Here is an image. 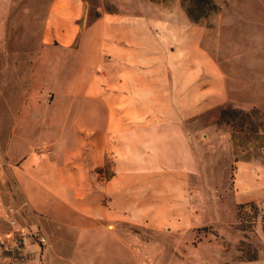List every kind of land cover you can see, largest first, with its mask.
I'll return each mask as SVG.
<instances>
[{
	"label": "rangeland",
	"instance_id": "rangeland-1",
	"mask_svg": "<svg viewBox=\"0 0 264 264\" xmlns=\"http://www.w3.org/2000/svg\"><path fill=\"white\" fill-rule=\"evenodd\" d=\"M84 1L88 21L103 13L148 16L150 57L214 60L216 76L205 69L198 76L201 109L179 112L192 149L181 165L188 203L170 206L164 223L110 219L76 239L67 210L90 192L60 190L61 183L102 182L112 173V155L102 167L75 171L84 144L59 142L58 136L43 141L41 133L51 128L34 127L35 114L26 118L28 126L10 127L2 89L17 82L36 87L25 96L26 114L47 116L43 103L49 102L57 106L59 124L81 90L79 79L64 82V71L72 67L79 74L81 65L57 58V77L50 81L46 58L33 80L8 76L0 63V250L7 255L0 264H264V190L241 202L233 186L237 160L264 163V0H212L216 8L198 0ZM202 3V15L190 17L188 10L201 13ZM70 134L74 138L76 128ZM50 205L61 210L55 238ZM97 224L89 221L85 229Z\"/></svg>",
	"mask_w": 264,
	"mask_h": 264
},
{
	"label": "crops",
	"instance_id": "crops-1",
	"mask_svg": "<svg viewBox=\"0 0 264 264\" xmlns=\"http://www.w3.org/2000/svg\"><path fill=\"white\" fill-rule=\"evenodd\" d=\"M41 58L47 59L44 76L50 81L57 77V58L70 66L80 63L79 74L72 67L64 71L68 86L80 80L81 90L66 108L71 113L57 124V106L48 102L42 106L48 107L47 116L35 110L26 114L25 96L36 87L17 82L2 89L10 106V127L28 126L26 118L35 114L34 127L51 128L41 133L43 141L53 136L64 143L80 141L82 164L75 171L102 167L106 155H112V173L102 182L61 183L64 191H95V199L90 200L89 193L88 198L72 200L67 210L74 237L98 232L99 223L110 219L169 221L170 206L188 203L181 165L191 159L192 149L179 112L201 109L198 76L203 69L216 76L214 60L148 56L146 15L103 13L88 21L84 0H0V63L6 64L2 72L33 80L41 76ZM59 126L65 129L57 133ZM233 186L241 202L263 191L264 163L237 160ZM25 189H31L27 182ZM60 212L50 205V238L56 237ZM89 221L97 227L85 229ZM1 258L7 255L0 250Z\"/></svg>",
	"mask_w": 264,
	"mask_h": 264
},
{
	"label": "trees",
	"instance_id": "trees-1",
	"mask_svg": "<svg viewBox=\"0 0 264 264\" xmlns=\"http://www.w3.org/2000/svg\"><path fill=\"white\" fill-rule=\"evenodd\" d=\"M198 1H202L203 3H208V4H210V6L215 7V8L217 7V4L215 2H212V0H198ZM203 3L200 4V5L198 4L197 7L199 9H201L203 7ZM204 6H205V4H204ZM202 10L203 9H201V13L199 12L197 14H195L194 12H191V11L188 10V15L190 17H193L194 19H198L202 15V13H203Z\"/></svg>",
	"mask_w": 264,
	"mask_h": 264
},
{
	"label": "built area",
	"instance_id": "built-area-1",
	"mask_svg": "<svg viewBox=\"0 0 264 264\" xmlns=\"http://www.w3.org/2000/svg\"><path fill=\"white\" fill-rule=\"evenodd\" d=\"M10 222H11V223H15V219H14V218H11ZM9 241H10V240H9ZM9 241H6V242L4 241V248H7V249L9 248L8 245H7V243H9ZM15 241H16V239H13V243H14Z\"/></svg>",
	"mask_w": 264,
	"mask_h": 264
}]
</instances>
